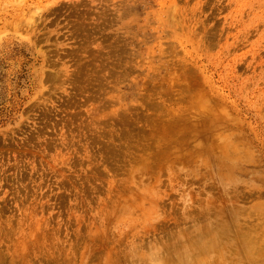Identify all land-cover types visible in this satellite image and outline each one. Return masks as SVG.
<instances>
[{
    "label": "rangeland",
    "instance_id": "obj_1",
    "mask_svg": "<svg viewBox=\"0 0 264 264\" xmlns=\"http://www.w3.org/2000/svg\"><path fill=\"white\" fill-rule=\"evenodd\" d=\"M0 264H264V0H0Z\"/></svg>",
    "mask_w": 264,
    "mask_h": 264
}]
</instances>
